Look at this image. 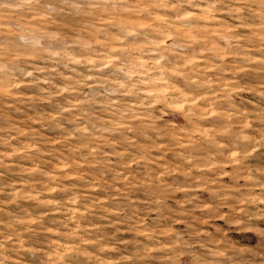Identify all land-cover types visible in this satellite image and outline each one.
Listing matches in <instances>:
<instances>
[{
	"label": "rangeland",
	"instance_id": "obj_1",
	"mask_svg": "<svg viewBox=\"0 0 264 264\" xmlns=\"http://www.w3.org/2000/svg\"><path fill=\"white\" fill-rule=\"evenodd\" d=\"M0 264H264V0H0Z\"/></svg>",
	"mask_w": 264,
	"mask_h": 264
}]
</instances>
